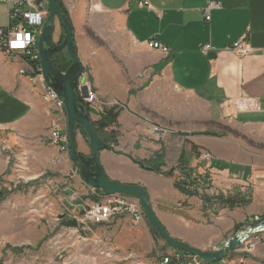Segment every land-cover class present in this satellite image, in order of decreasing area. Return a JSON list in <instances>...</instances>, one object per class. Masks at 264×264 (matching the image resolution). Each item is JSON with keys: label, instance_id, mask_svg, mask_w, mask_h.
Here are the masks:
<instances>
[{"label": "crops", "instance_id": "0c3cea01", "mask_svg": "<svg viewBox=\"0 0 264 264\" xmlns=\"http://www.w3.org/2000/svg\"><path fill=\"white\" fill-rule=\"evenodd\" d=\"M141 1L62 0L86 78L100 100L120 104L113 107L119 111L117 124L109 129L118 134L117 143L114 149L101 152V164L111 180L148 191L156 216L172 237L202 251H216L239 234L222 242L231 228L225 217L228 208L212 214L209 209L216 204L179 193L175 188L178 172L167 177L141 168L136 161L147 162L162 154V170L167 172L182 160L193 173L210 174L216 194L226 195L223 187H231L224 182L227 174L247 185L264 184L256 164L231 159L233 150H242V145L229 146L230 157L225 156L219 141L226 136L216 129L220 125L249 129L258 138L251 141L259 146L264 137V0H211L221 8L211 10L210 21L205 15L206 0H149L151 7H141ZM56 21L52 43L61 36ZM7 23L8 6L0 0V28ZM243 38L253 51L240 57L231 47ZM148 41L170 51L148 49ZM206 46L214 51L205 53ZM214 54L216 58L211 59ZM22 58L0 50V192L6 193L0 201V264H29L21 252L27 246L37 250L31 262L47 264L46 237L53 230L44 224V216L60 208L76 211L78 194L90 188L80 179L75 163L50 145L47 105L41 89L19 75ZM99 119V113L91 114L93 122ZM154 126L165 129L161 140L156 139ZM172 128L197 136L191 149L178 155L167 149ZM11 143L20 148L18 164L11 163ZM76 143L79 154L92 155L89 145L78 137ZM198 147L215 155L208 165H198L201 162L194 155ZM185 150L193 153L192 161L183 158ZM68 188L75 197L62 195ZM254 214L264 216V206ZM31 218L34 224H29ZM254 236L260 240L257 251L235 252L238 258L232 264H238L242 256L246 264L264 261V232ZM51 258V262L56 259L54 253Z\"/></svg>", "mask_w": 264, "mask_h": 264}, {"label": "rangeland", "instance_id": "374dc122", "mask_svg": "<svg viewBox=\"0 0 264 264\" xmlns=\"http://www.w3.org/2000/svg\"><path fill=\"white\" fill-rule=\"evenodd\" d=\"M56 20H57L56 26L61 27L59 20L58 19ZM44 26L39 28V35L37 38L38 40ZM60 30H61L60 31L61 36L58 41L56 40L57 43H54L55 45L59 44L61 41L64 40V32L62 29ZM62 55L67 56L68 57L67 59L69 61L71 60L66 51ZM99 114H103V113H99ZM172 129H173V134H167V140H166L167 149L172 150V152L174 151L173 153L175 155L180 154V152L185 148L191 149V144H195L194 142L197 140V136L190 135L192 133L191 131L186 132L181 128H172ZM216 129L219 132L224 133L226 136L224 138H221L219 141L220 144L219 146L221 149L225 151L224 153L228 154L227 149L229 146L233 144L242 145L241 147L242 150L239 149L233 150V153L231 154V159L235 162H240L244 164L246 163L256 164L258 176L263 177L264 176V145L261 143H264V137L260 139L259 141L260 146H259L256 145L257 143L255 142L253 143L251 141L253 139L257 140L258 138L257 139L253 138L252 132L249 129L242 127H235L234 129H229V128H224L222 125L216 126ZM76 137H78L82 143L84 142L87 145H89V138L81 129L78 130L75 129V142H76ZM3 144L4 143H2V146ZM251 144L254 147H257V149L252 148L253 146H250ZM11 145H12L11 151H13V153H11V163L17 162L18 164L20 161L16 155H19L20 148L18 147V145L15 146L14 143H11ZM243 146H245L247 151L244 152ZM76 147H77V143H76ZM110 148L114 149V144L111 145ZM194 149L196 148L194 147L193 150ZM204 154H208L209 157L202 158V155ZM194 155H198L199 162H201V164L198 163V165L201 166L208 165V163L211 162L212 158H215V155L210 150L203 149L200 147H198V149L195 150ZM194 155L190 151L185 150L183 154V158L187 159L188 161H192ZM225 156H229V154ZM74 163L76 165V168L78 169L77 173H79L81 166L77 162ZM179 171L180 170L176 171L179 173L177 174V179L183 180L184 177ZM22 172L23 174L21 175L24 177L25 175L24 171ZM16 175L17 178L20 179L19 177L20 173ZM196 175L201 176L193 173L191 175V178L193 179ZM209 175L210 174L208 175L203 174L201 176L202 178H206L205 179L206 184L203 185V181L201 182L199 181L200 184L202 185L199 187L200 188L199 192L204 196L212 198L218 195H222V196L236 197V200L241 199L244 200V202L250 201L249 204L247 205L237 206L233 209L217 204L214 206L213 209H209L212 214H217V212L222 213L223 209L228 208L227 210L229 214H227L228 217L227 215H225V217L228 219L226 222L228 223V225H231V228L225 234H223L222 242L226 241L228 238L232 237L233 235L243 230L255 226L260 220V218L264 217L254 214L256 210H259L261 209L262 206H264V201H263L264 184L261 185L260 182L257 184V181H255L253 182V184L247 185L246 183L240 182L239 177H233L232 179L230 178V175L227 174L225 175V177L228 178H225L226 180L224 182L228 183L231 187L229 189L227 187H223V190L227 192L226 195L225 193H222L223 191H220L216 194V193H212L213 191L211 190L212 185L210 180L211 177ZM65 187L66 185L62 186L63 189ZM66 190H71V189L68 188ZM66 190L62 191V195L66 194ZM254 193L256 194L257 197L255 199H253ZM69 197L73 198L75 197V194ZM78 197L83 199L84 206L86 203H91L93 199L96 198L93 194H91V191L88 193L84 191L81 196L78 194ZM183 204H187V202L183 201ZM78 207L79 209H77L76 211L69 210L68 212L63 211L62 208H60L58 213L56 214L48 213L47 215L44 216L43 219L44 224L46 226H49L53 230V233L47 235L46 237L47 238L46 240L48 242L45 241L46 244H48V246L46 247V251L44 252L50 255L49 256L50 261L47 264H156L155 260L157 259L158 256L174 255L175 254L174 251H176L178 255L183 254L181 251H177L175 249L170 248L167 245V243L161 240L159 237L157 238V240H155L154 239L155 229L148 223V221H146V226L143 223L139 225H135L130 217L120 216L117 217L115 220H112L109 223H105L103 225H95L88 223L87 224L88 227L86 230L83 229L82 225L79 226V229L65 227L62 221L64 219L65 220L75 219L69 217L72 215L73 212H74L73 214H80V216H83L84 211L80 210L79 205ZM62 216L64 217V219H61ZM28 222L29 224H34L35 219L31 218L28 220ZM55 233L57 235L54 238H52V236L55 235ZM153 239L154 241L152 243ZM25 248L26 249H21V252H25L29 264H35L34 262L31 261L32 258H34L35 252H37V250L30 246H27ZM52 253H54V256L56 257V259L53 262H51ZM236 254L237 253L233 252L232 255H230L229 257H227L218 264H222V263L231 264V262H234V260L238 258ZM259 264H264V261L259 262Z\"/></svg>", "mask_w": 264, "mask_h": 264}, {"label": "built area", "instance_id": "2783aa9c", "mask_svg": "<svg viewBox=\"0 0 264 264\" xmlns=\"http://www.w3.org/2000/svg\"><path fill=\"white\" fill-rule=\"evenodd\" d=\"M8 6V23L4 28H0V50L9 56L22 55L23 68L19 70V75L27 77L34 87H38L42 92V99L47 105V114L49 116V142L50 145L56 147L61 154L70 159V142L67 128V113L64 103L58 95L50 88L44 79L40 57L38 53V35L39 28L43 27L49 15L48 0H5ZM205 8L206 20L210 21V12L212 9H220L218 2L206 0ZM141 7H151L149 0H142ZM30 27L36 28V33L30 31ZM148 49L158 50L168 53L170 50L155 42H146ZM211 46L204 48L205 53L213 52ZM231 51L237 56L245 57L249 55L253 48L250 46L246 38L235 42ZM84 89V96L79 97L87 106L90 114L103 113L104 110L113 107H119L117 101L100 100L97 92L94 90L91 82L83 77L79 84V89ZM101 115V114H100ZM153 132L157 140L162 139L165 129L154 126ZM208 154L202 155V158H208ZM91 194L96 198L91 203L85 204L83 216L73 214L70 218H75L82 225L83 229H87V224L103 225L120 216H129L135 225L143 223L146 219L145 212L139 201L131 196L123 194L105 195L102 191L90 187ZM260 240L256 236H252L245 240L240 249L241 255L253 254L256 252ZM158 256L156 264H201V261L192 256L178 255ZM110 255V254H109ZM226 264V263H222ZM232 264V263H231ZM235 264V263H234ZM237 264V263H236ZM238 264H245V258L239 257Z\"/></svg>", "mask_w": 264, "mask_h": 264}, {"label": "water", "instance_id": "95a60500", "mask_svg": "<svg viewBox=\"0 0 264 264\" xmlns=\"http://www.w3.org/2000/svg\"><path fill=\"white\" fill-rule=\"evenodd\" d=\"M49 1V15L46 24L38 40V53L40 57L42 73L46 84L54 90L60 100L64 103L67 113V132L70 142V158L73 162L80 164L79 177L88 187L102 191L105 195L123 194L137 199L145 212L148 223L155 228V240L159 237L167 245L177 251L187 253L196 257L201 264H217L224 260L226 255L232 254L241 248L243 242L248 238L264 232V217L258 223L246 230L239 232L236 236L223 243L216 251H202L191 247L189 244L172 237L155 214L150 203L149 193L138 185L122 184L111 180L101 164L100 154L108 150V145L100 138L92 125L91 114L87 106L80 100L78 91L84 96V89H79L83 77L84 66L80 61L74 42V30L71 21L63 13L57 0ZM58 19L65 34L64 40L57 45L51 44L53 27ZM35 34L36 28L30 27ZM66 51L72 61L67 71L59 69L53 61V57ZM216 58V54L209 56ZM81 126L88 135L91 156H83L77 152L75 142V129ZM68 196L74 195L72 190H66ZM76 203L80 210L84 211L83 199L77 198ZM73 207V205H72ZM61 219H64L62 216ZM63 225L68 228L79 229L76 219L63 220Z\"/></svg>", "mask_w": 264, "mask_h": 264}, {"label": "trees", "instance_id": "16d2710c", "mask_svg": "<svg viewBox=\"0 0 264 264\" xmlns=\"http://www.w3.org/2000/svg\"><path fill=\"white\" fill-rule=\"evenodd\" d=\"M57 3L59 4L60 8L62 9L63 13L67 16V18L70 20V16L68 11L66 10L62 0H57ZM71 21V20H70ZM65 36V34H64ZM62 42V41H61ZM60 42V43H61ZM59 43V44H60ZM51 44L52 38H51ZM63 53L53 57L54 64L61 69L62 71H67L68 68L71 66L72 61L68 60L67 56L62 55ZM82 101V99H80ZM83 102V101H82ZM119 111L115 108L107 109L103 112V114L100 115V119L96 122L92 121V125L100 138L108 145L110 148L112 144L117 143V137L118 134L116 132L109 131L110 127L117 124V118H118ZM76 129H81L86 135L87 133L81 126H77ZM88 137V135H87ZM163 159L162 154H156L154 156L153 160L150 161H136V163L143 169L152 171L157 174H161L167 177H171L174 175V172L177 170H180L179 172L183 175L184 179H177L175 182V188L179 191L181 195L187 196V197H201L203 199L204 204H212L215 203L217 205H222L229 207L230 209H233L237 206H243L249 204L250 201L244 202V200H236V197L231 196H222L218 195L215 197H207L201 194L200 191V184L201 181H203V185L206 184L205 179L201 176H195L193 179L191 178V175L193 174V170L186 167L185 163L180 160L179 164L171 168L169 171L165 172L162 170V167H164L163 164H161V161ZM200 181V182H199ZM203 188V187H202ZM6 196V193L4 191L0 192V201L3 200ZM95 199V198H94ZM154 228V227H153ZM155 229V228H154ZM183 253V252H182ZM186 256H190L187 253H183ZM232 254L226 255L224 259L229 257ZM176 264V263H175ZM218 264V263H217Z\"/></svg>", "mask_w": 264, "mask_h": 264}, {"label": "flooded vegetation", "instance_id": "af4514ba", "mask_svg": "<svg viewBox=\"0 0 264 264\" xmlns=\"http://www.w3.org/2000/svg\"><path fill=\"white\" fill-rule=\"evenodd\" d=\"M64 52H65V51H64ZM64 52H63V53H64Z\"/></svg>", "mask_w": 264, "mask_h": 264}]
</instances>
